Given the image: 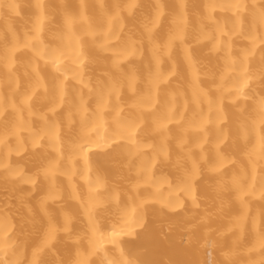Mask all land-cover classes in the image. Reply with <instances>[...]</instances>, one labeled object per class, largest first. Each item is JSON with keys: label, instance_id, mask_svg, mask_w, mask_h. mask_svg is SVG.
<instances>
[{"label": "bare ground", "instance_id": "1", "mask_svg": "<svg viewBox=\"0 0 264 264\" xmlns=\"http://www.w3.org/2000/svg\"><path fill=\"white\" fill-rule=\"evenodd\" d=\"M77 261L264 264V0H0V264Z\"/></svg>", "mask_w": 264, "mask_h": 264}, {"label": "snow or ice", "instance_id": "2", "mask_svg": "<svg viewBox=\"0 0 264 264\" xmlns=\"http://www.w3.org/2000/svg\"><path fill=\"white\" fill-rule=\"evenodd\" d=\"M50 239H51V237L49 238L48 241H46V243L50 242ZM77 264H83V262L82 261H77ZM117 264H126V262H117Z\"/></svg>", "mask_w": 264, "mask_h": 264}]
</instances>
